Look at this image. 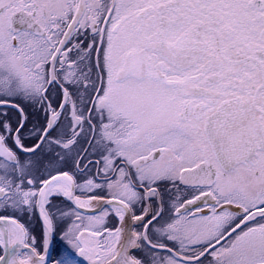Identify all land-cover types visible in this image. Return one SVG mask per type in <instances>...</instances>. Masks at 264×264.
Returning <instances> with one entry per match:
<instances>
[{
	"label": "snow or ice",
	"instance_id": "6c2138e0",
	"mask_svg": "<svg viewBox=\"0 0 264 264\" xmlns=\"http://www.w3.org/2000/svg\"><path fill=\"white\" fill-rule=\"evenodd\" d=\"M61 222L54 264H264V0H0V264Z\"/></svg>",
	"mask_w": 264,
	"mask_h": 264
},
{
	"label": "flooded vegetation",
	"instance_id": "af4514ba",
	"mask_svg": "<svg viewBox=\"0 0 264 264\" xmlns=\"http://www.w3.org/2000/svg\"><path fill=\"white\" fill-rule=\"evenodd\" d=\"M24 223H26L33 231V234L36 236L37 238V241H38V247H39V242H40V236H39V233H38V228H37V221L35 219L33 220H24L23 221ZM58 243V246H63V247H68L66 242L64 240H57L56 237H54L53 239V249L55 248L56 244ZM51 258V257H50ZM49 258V259H50ZM78 260L81 262L80 258L78 257Z\"/></svg>",
	"mask_w": 264,
	"mask_h": 264
},
{
	"label": "rangeland",
	"instance_id": "374dc122",
	"mask_svg": "<svg viewBox=\"0 0 264 264\" xmlns=\"http://www.w3.org/2000/svg\"><path fill=\"white\" fill-rule=\"evenodd\" d=\"M59 204V203H58ZM37 228H38V233H39V236H40V238H41V227H40V224L37 222ZM58 229H59V227H58ZM61 230V229H60ZM59 236H61V234H59ZM64 249H66V248H63V249H59V248H54L53 250H52V253H51V258L49 259L51 262H52V264H54V262H55V260H57L58 258H59V256H58V253L59 252H61V251H63ZM81 260H83V262H85L86 264H89V262L87 261V260H85L83 257H79ZM77 259H78V257H77Z\"/></svg>",
	"mask_w": 264,
	"mask_h": 264
},
{
	"label": "trees",
	"instance_id": "16d2710c",
	"mask_svg": "<svg viewBox=\"0 0 264 264\" xmlns=\"http://www.w3.org/2000/svg\"><path fill=\"white\" fill-rule=\"evenodd\" d=\"M56 200L57 203L59 204H64L65 202L62 200V198H54ZM66 227L65 223L61 222L59 225V229L57 230V233L55 235L56 239L62 240L59 236V234H61V231ZM61 229V230H60ZM61 245V244H60ZM58 246V243L56 244L55 248H59V249H63V248H67V247H63V246Z\"/></svg>",
	"mask_w": 264,
	"mask_h": 264
},
{
	"label": "water",
	"instance_id": "95a60500",
	"mask_svg": "<svg viewBox=\"0 0 264 264\" xmlns=\"http://www.w3.org/2000/svg\"><path fill=\"white\" fill-rule=\"evenodd\" d=\"M52 250H53V244H52V246L49 249V258L51 257ZM81 263L86 264L85 262H83V260H81Z\"/></svg>",
	"mask_w": 264,
	"mask_h": 264
}]
</instances>
